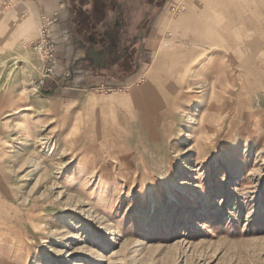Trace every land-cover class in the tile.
I'll return each instance as SVG.
<instances>
[{
  "label": "rangeland",
  "instance_id": "rangeland-1",
  "mask_svg": "<svg viewBox=\"0 0 264 264\" xmlns=\"http://www.w3.org/2000/svg\"><path fill=\"white\" fill-rule=\"evenodd\" d=\"M65 2L59 70L64 18L0 0V264H264V26L194 56L180 0Z\"/></svg>",
  "mask_w": 264,
  "mask_h": 264
},
{
  "label": "crops",
  "instance_id": "crops-1",
  "mask_svg": "<svg viewBox=\"0 0 264 264\" xmlns=\"http://www.w3.org/2000/svg\"><path fill=\"white\" fill-rule=\"evenodd\" d=\"M20 3L24 6V15L33 17L36 26L38 22H41V17L45 15L64 18L63 24H58V27H55L53 31L54 41L59 52V58L50 63L53 68L63 70L65 66L79 60L83 48H80L72 40L70 34H66V20L70 16V9L65 0H20ZM182 3L186 6L178 17L172 18L166 11L165 14L161 12L157 16L161 17L159 33L163 29L162 26L169 20L167 26H169L168 33L171 36L168 41L163 43V46L169 47L173 51L178 49L195 56L199 50L204 48L219 47L223 52H218L224 56L225 43L232 44V41L235 44L234 47L238 46V37L242 35L243 31L254 30L256 32L258 28L264 26V23L259 20L260 17H264V0H180V4ZM260 35L262 36V34ZM150 37L154 36L149 35L148 39ZM256 38L259 37L249 36V39L255 40ZM241 40L242 38H240ZM199 47L201 49H198ZM234 53L240 54L239 49ZM167 59V57H162L161 61L166 62Z\"/></svg>",
  "mask_w": 264,
  "mask_h": 264
},
{
  "label": "bare ground",
  "instance_id": "bare-ground-1",
  "mask_svg": "<svg viewBox=\"0 0 264 264\" xmlns=\"http://www.w3.org/2000/svg\"><path fill=\"white\" fill-rule=\"evenodd\" d=\"M158 65V64H157ZM157 65H155V67L157 66ZM218 65V64H217ZM214 68V65L213 64H211L210 66H208V67H206V68H204L205 69V72H207V73H209L212 77H214V76H216L217 75V72H216V70L215 69H213ZM193 69V68H192ZM191 69V70H192ZM195 69V68H194ZM218 71H220V70H218ZM193 72V71H192ZM215 72V73H214ZM203 78H206V77H203ZM184 97V96H183ZM192 97V96H191ZM143 98V97H142ZM190 98V97H189ZM193 98V97H192ZM197 101H199V103L200 104H203V105H205L206 106V108H211L210 107V104H211V99L210 98H208V97H206V96H203L202 95V97L200 96V98H198L197 99ZM137 102V101H136ZM178 102V101H177ZM142 105V104H141ZM126 106H133V104L131 105V104H129V105H126ZM146 108V107H145ZM135 109V108H134ZM174 109H176V111L178 112L179 110L177 109V108H174ZM205 109V108H204ZM144 110V109H143ZM105 111H108L107 109H105ZM207 111H208V109H207ZM146 114V113H145ZM150 115V114H149ZM146 116V115H145ZM97 117V116H96ZM141 117V116H140ZM151 117V116H150ZM202 117V116H201ZM98 119V118H97ZM111 119V118H110ZM144 119V118H143ZM149 119V118H148ZM98 121V120H97ZM140 121V120H139ZM151 121V120H150ZM164 121V120H163ZM151 123V122H150ZM149 123V124H150ZM153 123V122H152ZM151 123V124H152ZM139 124H141V126H142V129L144 128L143 126V123H142V121H140L139 122ZM145 124V123H144ZM113 127V126H112ZM146 127V126H145ZM150 128V127H149ZM127 130V129H126ZM164 131H166V129L164 130ZM129 132V131H128ZM162 133H164V132H162ZM111 141V140H110ZM115 145H118V141L117 140H115ZM114 145V146H115ZM140 147V146H139Z\"/></svg>",
  "mask_w": 264,
  "mask_h": 264
}]
</instances>
